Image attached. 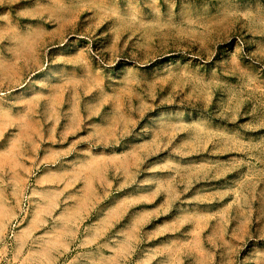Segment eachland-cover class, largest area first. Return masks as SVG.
<instances>
[{
  "label": "rangeland",
  "instance_id": "374dc122",
  "mask_svg": "<svg viewBox=\"0 0 264 264\" xmlns=\"http://www.w3.org/2000/svg\"><path fill=\"white\" fill-rule=\"evenodd\" d=\"M0 264H264V0H0Z\"/></svg>",
  "mask_w": 264,
  "mask_h": 264
}]
</instances>
